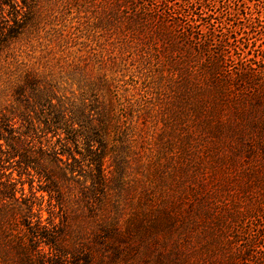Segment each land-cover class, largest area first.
Wrapping results in <instances>:
<instances>
[{"label":"trees","instance_id":"16d2710c","mask_svg":"<svg viewBox=\"0 0 264 264\" xmlns=\"http://www.w3.org/2000/svg\"><path fill=\"white\" fill-rule=\"evenodd\" d=\"M98 1L102 24L124 22L135 33L150 31L157 40L153 43L157 62L153 81L163 82L167 116L182 127L184 136L179 144L163 141L154 146L148 179L149 188L162 184L171 194L155 216L136 213L123 227L116 215L110 216V206L102 216L81 223L64 212L66 229L54 223L47 227L41 216L32 223L23 216L17 197H0V264H11L9 258L14 264H150L143 249L147 238L155 237L157 231L170 235L169 246L155 257L159 264L162 258L165 264H194L186 250L191 239H200L205 232L210 233V254L217 250L226 263L215 254L209 263L202 260L199 264H264V224L252 222L232 234V223L248 211L235 210L228 198L258 194V215H264V0ZM143 43L146 46L145 41L137 44L142 51ZM81 117L77 120L81 129L62 122L58 113L53 120L54 128L65 132V140L83 136L81 158L69 154L71 162L80 165L85 161L102 170L104 158L111 152L109 165L122 166V152L129 146L124 133L108 146L101 132L109 124L104 123V115L99 116V124L90 122L87 130L83 123L88 120ZM193 134L212 137L202 158L192 153ZM20 137L15 132L0 134L8 147L3 151L0 142V153H6V159L16 155L17 162L42 167L40 160L46 152L39 146L37 156L20 147ZM53 155L47 161L61 160ZM99 178L114 180L107 174ZM118 181L112 187L100 183L96 193L103 197L110 188V197L115 195L122 188ZM54 186L56 201L63 203L64 192ZM142 190L145 193L148 184ZM216 198L227 205V213L213 203ZM182 204L186 207L181 208ZM24 221L29 234L21 231ZM80 234L85 239L82 244ZM33 236L41 240L35 241ZM42 241L50 246L47 253L38 248Z\"/></svg>","mask_w":264,"mask_h":264},{"label":"rangeland","instance_id":"374dc122","mask_svg":"<svg viewBox=\"0 0 264 264\" xmlns=\"http://www.w3.org/2000/svg\"><path fill=\"white\" fill-rule=\"evenodd\" d=\"M69 1L0 0V134L15 132L21 136L20 147L36 155L39 146L46 152L43 161L40 160L44 167L34 162H17L16 155L6 159V153L1 152L0 197H17L23 216L32 223L41 216L47 227L54 223L66 229L64 212L71 214L75 223H81L102 216L109 206L110 216L116 215L118 225L123 227L136 213L155 216L165 208L171 190L162 184L149 188L154 146L163 141L179 144L184 133L167 116L168 97L163 82L153 81L152 73L157 66L153 45L157 40L153 34L148 30L135 33L124 22L102 24L98 0ZM124 12L127 14L129 8ZM140 41L146 42V46L142 44L144 52L137 45ZM56 113L62 122L72 123L76 129L82 128L78 118L86 116L88 121L83 123L86 130L90 122L99 124V116L103 114L104 123H109L101 130L107 145L115 143L118 134L124 133L127 138L129 146L122 152V166L109 165L111 152L105 156L102 170L85 161L80 165L72 163L69 154L80 159L84 151L83 136L65 140L62 128H54ZM192 137L195 145L192 153L202 158L212 137L208 134ZM0 142L3 151L6 150L4 140ZM53 153L61 160L47 161L46 157L54 156ZM100 174L112 175L114 180L103 182ZM115 179L122 188L111 197L110 188L108 194L98 196L99 184L112 187ZM143 184H148L145 193ZM54 185L64 192L63 203L56 201ZM241 194L228 198L233 200L235 210H247L249 217L236 218L232 234L252 222L264 224V215H258L260 210L256 206L259 195ZM213 203L220 205L214 212L218 209L228 212L221 199L216 198ZM185 207L186 204L181 205ZM23 223L21 231L28 233L27 221ZM205 233L200 239H191L186 250L187 258L194 264L202 260L209 263L215 254L219 261L222 259L217 250L210 254L212 246L207 243L210 233ZM80 235L82 244L85 239ZM169 236L157 231L155 237L147 238L143 252L150 264H159L155 257L169 246ZM32 239L41 240L39 236ZM92 239L96 243V238ZM49 247L44 241L38 245L43 253ZM222 260L226 263L225 256ZM10 262L14 264L12 258Z\"/></svg>","mask_w":264,"mask_h":264}]
</instances>
